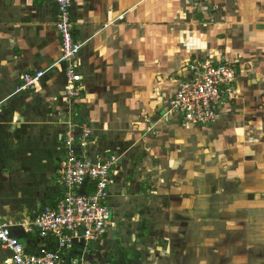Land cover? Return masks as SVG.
Segmentation results:
<instances>
[{
    "label": "crops",
    "instance_id": "obj_1",
    "mask_svg": "<svg viewBox=\"0 0 264 264\" xmlns=\"http://www.w3.org/2000/svg\"><path fill=\"white\" fill-rule=\"evenodd\" d=\"M70 11L73 38L83 43L78 115L93 130L87 153L119 156L108 202L116 224L82 258L79 245L75 264H264V232L252 231L256 224L237 221L232 234L227 225L234 221L193 216L208 206L200 199L227 192L223 162L257 153L247 147L255 144V127L264 135V0H72ZM55 19V0H0V101L23 72L57 61ZM205 58L236 66L217 119L194 125L164 115L189 63ZM63 69L55 64L0 107V212L7 220H30L59 193L56 165L38 155L52 139L59 157L58 132L69 117ZM215 155L216 175L207 164ZM152 206L165 211L161 225L144 216ZM214 227L228 235L213 238ZM12 234L24 244L37 240L22 227ZM7 256L0 246V264Z\"/></svg>",
    "mask_w": 264,
    "mask_h": 264
},
{
    "label": "built area",
    "instance_id": "obj_2",
    "mask_svg": "<svg viewBox=\"0 0 264 264\" xmlns=\"http://www.w3.org/2000/svg\"><path fill=\"white\" fill-rule=\"evenodd\" d=\"M55 29L60 37V56L46 69L23 72L14 91L0 101V107L14 93L38 85L55 64L64 66L63 102L69 117L61 122L58 132L59 157L55 181L59 193L50 204L34 211L28 221H10L0 212V246L8 251L4 264H68L77 263L74 252L80 245L79 257L90 242L99 241L115 226L110 206V184L118 172L119 156L93 158L87 150L93 130L78 115L82 85L78 52L83 45L72 35V0H55ZM184 79L178 80L164 115H174L185 124L203 125L215 121L219 108L232 92L236 66L231 62H215L205 58L188 65ZM22 227L35 235L32 248H27L12 234ZM99 264V263H87Z\"/></svg>",
    "mask_w": 264,
    "mask_h": 264
},
{
    "label": "rangeland",
    "instance_id": "obj_3",
    "mask_svg": "<svg viewBox=\"0 0 264 264\" xmlns=\"http://www.w3.org/2000/svg\"><path fill=\"white\" fill-rule=\"evenodd\" d=\"M62 119L63 118H61L60 120ZM262 128H264V126H261V129ZM258 132H261V130L258 127H255L254 130L255 137L253 138L252 141L255 142V144H250L247 146L248 148L257 149L256 150L257 153L254 154V151L252 150L251 153H249L248 156L245 158V161L241 159L239 160L235 159L231 161L228 159L224 162L221 161L224 163V166H228L227 173L225 170L226 168L224 169L225 175L223 179V181L227 183L226 185H228L227 192L215 194L210 199H206L205 201H202L200 197H202L203 195L201 191L199 192V188L201 189L200 187L201 178L198 173L195 180L196 185L194 186V188H198V189L194 193V195H198L199 199L201 200V202H199L198 204H208L207 207H204L203 205L202 209H197L196 212L194 213L193 216L198 218V221L201 220V222H204V221L212 220V223L214 224L217 222V225H224V221L226 220L231 222L234 221L235 222L234 225H227L228 227L233 229L232 234H236L237 233L236 230H238L237 227L236 228L233 227H235L236 224H241V223H237V221H242L246 223L253 222L254 224H256V227L252 228V231H255L257 233L264 232V227L262 226V224H264L263 223L264 222V138L263 139L261 138L262 136L264 137V135L261 136L260 133ZM244 148L247 151L249 150L246 147ZM46 151L48 152V155H46ZM53 151H54V145H53V140L51 139L46 144V150L39 153L38 156L41 157V155L44 154L46 158L50 160V163L52 162L54 163V165H57V161L55 160ZM216 159L219 160V158L215 155L214 157L210 158V161L207 163L208 165H211L214 168L213 172L215 173V175L219 172V166H216L215 164L217 161ZM229 185L231 186L234 185V186L229 187ZM118 188L119 186L114 185L113 191H115V189ZM248 194H252L253 199L252 198L248 199L247 198ZM250 200L253 201L254 203H252ZM141 205L143 207L147 206V204H141ZM141 205L139 206L141 207ZM220 205H222V209L224 208L223 210L220 208ZM134 206L135 207H133V210L137 211V205ZM146 210H149L150 212L147 211L146 214L144 212L145 215L144 214L143 215L147 217L148 216L147 214H149V218H150L149 221L153 219L156 221V223L158 222V224H160L162 220L163 221L166 220L164 210H160L158 208L154 209L153 206L147 207ZM144 219H140L139 223L141 224L142 222H145ZM156 227L158 226L155 224V228ZM213 229L214 232L215 230H217V232H215L217 235L214 233L213 238L216 237V239H221L222 237L220 238L218 236L221 233H223L225 236L228 235V233L225 232L224 228L214 227ZM160 230L161 228L158 229V233L160 232ZM160 233H162V231ZM21 241L24 240L22 239Z\"/></svg>",
    "mask_w": 264,
    "mask_h": 264
},
{
    "label": "trees",
    "instance_id": "obj_4",
    "mask_svg": "<svg viewBox=\"0 0 264 264\" xmlns=\"http://www.w3.org/2000/svg\"><path fill=\"white\" fill-rule=\"evenodd\" d=\"M33 240L29 239V242L26 244L27 248H32L33 247Z\"/></svg>",
    "mask_w": 264,
    "mask_h": 264
}]
</instances>
